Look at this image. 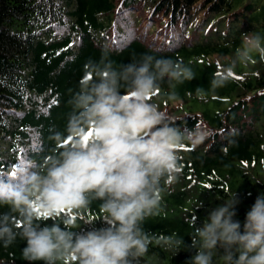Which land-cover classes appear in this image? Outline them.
<instances>
[{
	"label": "trees",
	"instance_id": "obj_1",
	"mask_svg": "<svg viewBox=\"0 0 264 264\" xmlns=\"http://www.w3.org/2000/svg\"><path fill=\"white\" fill-rule=\"evenodd\" d=\"M245 33L264 37V0H0V184L19 187L25 162L40 165L63 150L54 136H68L69 101L92 79L90 62L102 55L116 65L144 54L171 58L195 78L165 81L151 102L194 136L176 149L181 171L161 181L157 214L142 227L176 233L187 247L175 254L150 245L140 264H188L196 254L193 226L234 194V219L243 232L248 211L264 194V57L253 50L246 63L231 66ZM225 74L226 84L212 88ZM170 91L179 99L168 100ZM102 203L93 200L80 215L58 211L56 219L34 204L42 217L36 223L86 235L108 227ZM5 214L22 227L18 214L0 205ZM68 218L78 227L67 229ZM26 246L19 234L7 248L0 241V264H45L25 260ZM213 264H222L218 255Z\"/></svg>",
	"mask_w": 264,
	"mask_h": 264
},
{
	"label": "clouds",
	"instance_id": "obj_2",
	"mask_svg": "<svg viewBox=\"0 0 264 264\" xmlns=\"http://www.w3.org/2000/svg\"><path fill=\"white\" fill-rule=\"evenodd\" d=\"M253 50L264 57V37L243 34L231 66L246 63ZM88 71L92 79L69 101L68 136H54L63 150L40 165L25 162L19 187L0 184V205L10 206L22 221L20 227L15 217L0 216V241L7 248L19 234L27 241L23 258L45 264H140L150 245L175 254L185 250L176 233L149 234L142 225L157 214L161 181L181 171L176 149L194 136L175 126L174 118L151 99L165 81H191L194 72L171 58L148 54L127 65H116L102 55L99 62L89 63ZM227 79L226 74L217 77L211 87H223ZM167 96L170 101L179 99L175 91ZM93 200L103 201L108 227L76 235L59 224L41 228L36 223L42 217L34 204L56 219L64 209L80 215ZM238 203L234 194L210 211L202 226H193L190 248L196 254L188 264H213L217 255L222 264H264V194L248 211L243 232L234 219ZM63 223L67 229L78 227L71 218Z\"/></svg>",
	"mask_w": 264,
	"mask_h": 264
},
{
	"label": "snow or ice",
	"instance_id": "obj_3",
	"mask_svg": "<svg viewBox=\"0 0 264 264\" xmlns=\"http://www.w3.org/2000/svg\"><path fill=\"white\" fill-rule=\"evenodd\" d=\"M45 216H46V214H45Z\"/></svg>",
	"mask_w": 264,
	"mask_h": 264
}]
</instances>
